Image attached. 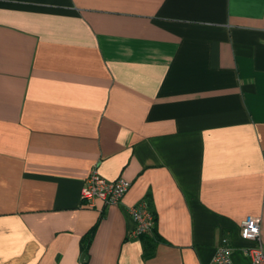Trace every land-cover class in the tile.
I'll list each match as a JSON object with an SVG mask.
<instances>
[{"label": "crops", "instance_id": "crops-1", "mask_svg": "<svg viewBox=\"0 0 264 264\" xmlns=\"http://www.w3.org/2000/svg\"><path fill=\"white\" fill-rule=\"evenodd\" d=\"M248 215L264 243V0H0V264H251Z\"/></svg>", "mask_w": 264, "mask_h": 264}, {"label": "built area", "instance_id": "built-area-1", "mask_svg": "<svg viewBox=\"0 0 264 264\" xmlns=\"http://www.w3.org/2000/svg\"><path fill=\"white\" fill-rule=\"evenodd\" d=\"M130 187L131 182L124 178L109 181L97 170H93L85 180L81 198L90 207L94 206L97 199L102 200L105 205H115L122 201ZM130 212L137 221L136 234L141 235L153 231L155 227L154 215L147 202H141L131 207ZM260 234L261 218L248 215L241 224V236L245 240L256 242V245L243 249L244 253L250 257L251 264H264V243L261 241ZM231 254L232 247L225 241L209 264H234Z\"/></svg>", "mask_w": 264, "mask_h": 264}, {"label": "trees", "instance_id": "trees-1", "mask_svg": "<svg viewBox=\"0 0 264 264\" xmlns=\"http://www.w3.org/2000/svg\"><path fill=\"white\" fill-rule=\"evenodd\" d=\"M149 204V203H148ZM149 209L151 210V212L153 213V215H154V220H155V223H156V216H155V214H154V212H153V210L150 208V206H149ZM154 229H155V227H154ZM153 229V231L151 232L152 234L154 233V230ZM146 234H149V233H146ZM90 237L88 238V240H87V242L85 243V245L87 246L88 244H89V242H90Z\"/></svg>", "mask_w": 264, "mask_h": 264}]
</instances>
